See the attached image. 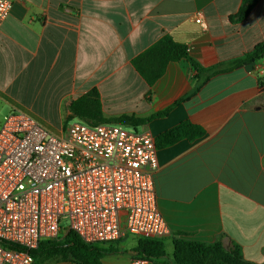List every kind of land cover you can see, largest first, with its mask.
<instances>
[{
  "label": "crops",
  "instance_id": "obj_1",
  "mask_svg": "<svg viewBox=\"0 0 264 264\" xmlns=\"http://www.w3.org/2000/svg\"><path fill=\"white\" fill-rule=\"evenodd\" d=\"M10 1L0 27V107L57 134L72 120L70 104L93 90L109 120L148 118L189 94L197 75L189 60L169 63L153 85L133 65L164 37L186 45L204 68L264 41V0L246 16L244 0ZM183 121L206 133L158 148L157 202L171 231L165 245L181 233L221 240L229 252L238 245L248 264H264V58L211 77L167 116L137 129L156 138ZM123 239L111 244L132 249ZM131 260L128 252L110 253L103 264Z\"/></svg>",
  "mask_w": 264,
  "mask_h": 264
},
{
  "label": "built area",
  "instance_id": "obj_2",
  "mask_svg": "<svg viewBox=\"0 0 264 264\" xmlns=\"http://www.w3.org/2000/svg\"><path fill=\"white\" fill-rule=\"evenodd\" d=\"M13 8L0 0V27ZM201 23L200 19L196 20ZM60 133L12 111L0 127V264H34L32 250L75 231L87 243L171 235L154 182L149 130L75 118ZM131 264H156L133 258Z\"/></svg>",
  "mask_w": 264,
  "mask_h": 264
},
{
  "label": "trees",
  "instance_id": "obj_3",
  "mask_svg": "<svg viewBox=\"0 0 264 264\" xmlns=\"http://www.w3.org/2000/svg\"><path fill=\"white\" fill-rule=\"evenodd\" d=\"M256 2L257 0H244L245 7L242 16H246ZM263 58L264 41L241 58L211 68H204L190 57L186 45L178 43L170 37H164L135 58L133 65L147 83L153 85L165 74L169 63L182 59L189 60L197 71L194 88L189 94L174 102L167 109L159 111L148 118H138L134 115L125 114L109 120L103 115L97 90H93L70 104L71 119L78 117L91 124L111 123L113 121L112 123L137 128L153 119L167 116L175 106L190 99L198 92L211 77L250 65ZM205 133L206 131L202 126L191 121H183L159 134L155 140L157 148L162 149L181 140L196 141L203 137ZM0 243L6 248L19 249L18 246L7 241H1ZM107 245L108 243H87L75 231L70 230L59 239L42 242L37 249L31 251V254L34 258V264H48L54 259L66 260L68 255H71L79 264H103V258L106 255L124 252L130 253L132 259L143 258L156 264H248L243 261L241 248L238 245H235L234 250L229 252L224 248L221 240L212 243L196 241L186 238L184 233L173 238L174 252L170 262L165 261L169 255L164 239L138 238L137 245L125 251L117 248L110 249L106 247Z\"/></svg>",
  "mask_w": 264,
  "mask_h": 264
},
{
  "label": "rangeland",
  "instance_id": "obj_4",
  "mask_svg": "<svg viewBox=\"0 0 264 264\" xmlns=\"http://www.w3.org/2000/svg\"><path fill=\"white\" fill-rule=\"evenodd\" d=\"M8 114H9V110L7 108L0 107V127H1V124H2V122L4 120V118L6 116H8ZM72 121H75V120L72 119L68 123L70 124ZM125 128L127 130H129V131H133L134 130V127L130 126V125H126ZM138 130L141 131L140 128ZM122 244L125 245L126 247H132L133 246V248H134L137 245L136 237L129 235L128 237L123 239ZM108 246H109L110 249H115L116 248V247H114V244H109ZM166 246H167V252H168L169 257H167L165 259V261L166 262H170L171 255L173 253V246H172V243L170 241L167 242ZM64 263L79 264V263H77L75 261V259L71 255H68L66 260L54 259V260L50 261L48 264H64Z\"/></svg>",
  "mask_w": 264,
  "mask_h": 264
}]
</instances>
